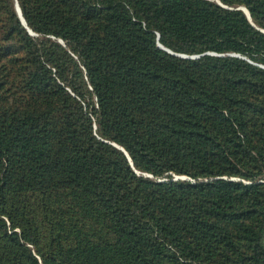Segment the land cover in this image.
I'll return each instance as SVG.
<instances>
[{
    "label": "trees",
    "instance_id": "16d2710c",
    "mask_svg": "<svg viewBox=\"0 0 264 264\" xmlns=\"http://www.w3.org/2000/svg\"><path fill=\"white\" fill-rule=\"evenodd\" d=\"M0 264H264V0H0Z\"/></svg>",
    "mask_w": 264,
    "mask_h": 264
},
{
    "label": "water",
    "instance_id": "95a60500",
    "mask_svg": "<svg viewBox=\"0 0 264 264\" xmlns=\"http://www.w3.org/2000/svg\"><path fill=\"white\" fill-rule=\"evenodd\" d=\"M16 7H17V11H18V13H19L20 18H21L22 21L25 23V18H24L23 14H22V10H21V8H20V5H19L18 1L16 2ZM244 10H245L246 13L250 16V12H249V10H248L246 7H244ZM30 32L32 33L31 30H30ZM159 45H160L161 47H163V48L169 50V49L166 48L163 44L160 43ZM169 51H171V50H169ZM179 55L189 57V55H184V54H179ZM196 56H199V55H196ZM120 147H121V146H120Z\"/></svg>",
    "mask_w": 264,
    "mask_h": 264
}]
</instances>
